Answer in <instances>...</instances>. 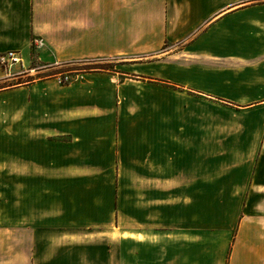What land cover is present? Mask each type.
<instances>
[{
  "label": "crops",
  "instance_id": "obj_1",
  "mask_svg": "<svg viewBox=\"0 0 264 264\" xmlns=\"http://www.w3.org/2000/svg\"><path fill=\"white\" fill-rule=\"evenodd\" d=\"M253 3L0 0V56L17 52L22 59L0 65V99L27 89V123L39 116L46 139H69L56 145L65 156L52 153L62 170L122 171L121 186L136 191L135 226L123 218L113 246L68 240L78 236L77 228H64L63 215L53 218L59 225H50L42 208L0 210V264H264V133L258 137L240 126L216 131L204 103L223 109L264 104L251 95L264 85V71L228 73L220 65L234 67L263 50L256 36L264 34V3ZM96 59H117L119 69L69 71L68 83L62 74L33 79L48 67ZM19 77L31 80L16 89L5 84ZM36 138L27 144L41 151L53 142ZM223 160L244 164H213ZM10 171L7 165L0 175ZM217 181L231 193L228 202L245 205L232 240L202 220L177 227L175 212H163L207 203ZM18 185L26 187L27 180ZM8 199L0 192V204ZM140 204L157 205V211L140 213ZM149 218L158 225L141 226Z\"/></svg>",
  "mask_w": 264,
  "mask_h": 264
},
{
  "label": "rangeland",
  "instance_id": "obj_2",
  "mask_svg": "<svg viewBox=\"0 0 264 264\" xmlns=\"http://www.w3.org/2000/svg\"><path fill=\"white\" fill-rule=\"evenodd\" d=\"M262 3L264 0H254L253 4ZM256 44L263 50L248 55L246 59H239L234 67L230 64L221 63L223 70L228 73H231V69L247 70V73L264 71V34H257ZM30 58L31 66L36 67L34 49L31 50ZM118 66L117 59L68 62L63 65L48 67L46 70L34 74L33 79L62 74V82L68 83L72 79L70 77L71 72H69L72 69L105 67L115 71L119 69ZM29 78L19 77L14 82H6L5 84L15 83L14 89H16L19 87L17 83L27 81ZM0 86L3 84L0 83ZM251 95L255 102L264 100V85H257L251 91ZM204 103L208 105L209 127L213 125L212 127H215L216 131L230 133L232 128L240 126L247 128L252 135L255 134L258 137L264 133L263 103L250 108L231 107V109H223L222 106L210 101ZM27 115H29L27 111V89L14 90L5 98L0 99V168L4 170L9 165L10 169L13 170L9 173L1 172L0 175V181L4 180L0 184V192H4L5 196L10 197L9 203L0 204V210L8 212L27 211L29 214L39 212V208H42L43 212L48 214L46 218L49 219L50 225H59V221L53 218L63 215L64 228H77L78 236L66 237L68 240L111 246L118 243L123 218L128 216V219H124L123 224L127 222L129 227L135 226L136 223V221L131 220V214L136 212V191L135 188H123L121 186L125 173L106 170L95 172L69 171L65 166L62 170V166L55 164L53 156L56 153L66 155V150L56 145H63L64 141L69 140L68 137L60 136L46 139L45 129L39 122L40 117L37 116L35 121L27 123ZM245 117L247 120L243 122ZM33 135L37 136L38 143L40 141L44 143L53 142L50 146H46L45 151H41L37 145L27 144V138ZM213 164L238 166L244 163L235 162L231 164V160L230 163L223 160L217 163L213 162ZM134 175L135 173H131L127 176L134 179ZM13 179L17 181V184L9 187L4 185L6 180L11 181ZM23 180H27L26 187L18 185V182ZM215 183L218 188L217 190L213 188L216 185L208 188L207 203L176 204L171 209H162L163 212H175L177 227L195 226L196 221L202 220V224L205 223L209 229L223 228L228 231L222 237L232 240L238 220L244 213L245 205L228 202L231 193L222 188L225 182L217 181ZM216 199L221 202H214ZM126 201L128 202L127 207ZM121 206L124 208L123 212H121ZM142 207H145L144 211ZM153 207L156 208L157 205L140 204V213L157 211ZM69 214H73V218ZM154 217L156 218L157 214ZM158 222V220L153 221L150 218L140 220L141 226H145V224L152 226L155 223L158 225Z\"/></svg>",
  "mask_w": 264,
  "mask_h": 264
},
{
  "label": "built area",
  "instance_id": "obj_3",
  "mask_svg": "<svg viewBox=\"0 0 264 264\" xmlns=\"http://www.w3.org/2000/svg\"><path fill=\"white\" fill-rule=\"evenodd\" d=\"M38 41L36 40V43ZM21 57L18 56L17 52H8L6 55L0 56V65L12 66L16 63L21 62Z\"/></svg>",
  "mask_w": 264,
  "mask_h": 264
},
{
  "label": "trees",
  "instance_id": "obj_4",
  "mask_svg": "<svg viewBox=\"0 0 264 264\" xmlns=\"http://www.w3.org/2000/svg\"><path fill=\"white\" fill-rule=\"evenodd\" d=\"M79 63V62H78ZM109 70V71H112L108 68H105V67H88V68H77V69H72L70 71H79V70ZM31 79H28L27 81L29 82ZM19 84H22L21 82H19Z\"/></svg>",
  "mask_w": 264,
  "mask_h": 264
}]
</instances>
